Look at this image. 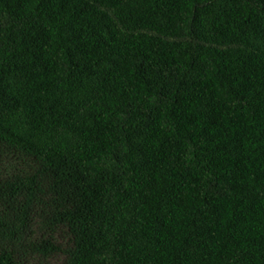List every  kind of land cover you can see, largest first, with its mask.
<instances>
[{
	"label": "trees",
	"instance_id": "1",
	"mask_svg": "<svg viewBox=\"0 0 264 264\" xmlns=\"http://www.w3.org/2000/svg\"><path fill=\"white\" fill-rule=\"evenodd\" d=\"M0 264H264V0H0Z\"/></svg>",
	"mask_w": 264,
	"mask_h": 264
}]
</instances>
